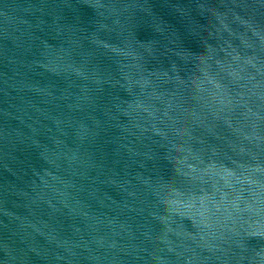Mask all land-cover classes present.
I'll return each mask as SVG.
<instances>
[{"label": "water", "instance_id": "1", "mask_svg": "<svg viewBox=\"0 0 264 264\" xmlns=\"http://www.w3.org/2000/svg\"><path fill=\"white\" fill-rule=\"evenodd\" d=\"M0 264H264V0H0Z\"/></svg>", "mask_w": 264, "mask_h": 264}]
</instances>
